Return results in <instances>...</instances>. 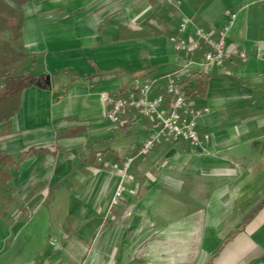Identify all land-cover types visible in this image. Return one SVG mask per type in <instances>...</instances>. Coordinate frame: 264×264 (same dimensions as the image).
<instances>
[{
  "label": "crops",
  "instance_id": "1",
  "mask_svg": "<svg viewBox=\"0 0 264 264\" xmlns=\"http://www.w3.org/2000/svg\"><path fill=\"white\" fill-rule=\"evenodd\" d=\"M5 1L49 88L24 90L0 125V151L19 163L0 187V264H264V0ZM228 13L227 42L248 59L179 78L208 109L205 152L180 140L136 156L154 121L129 109L109 122L102 93L125 96L138 80L164 94L186 65L169 40L178 25L217 39ZM134 156L136 193L110 208V164Z\"/></svg>",
  "mask_w": 264,
  "mask_h": 264
},
{
  "label": "built area",
  "instance_id": "2",
  "mask_svg": "<svg viewBox=\"0 0 264 264\" xmlns=\"http://www.w3.org/2000/svg\"><path fill=\"white\" fill-rule=\"evenodd\" d=\"M235 19V13L227 14L226 23L217 39L202 28H195L189 32L188 20L178 25L175 35L169 40L175 51L185 60L186 65L165 77L164 94L150 98L153 83L138 80L134 81L125 96H110L108 93H102V102L110 105L105 113V118L109 122L119 123L129 109H135L140 116L154 121L155 129L145 139L136 156L147 155L163 142L180 140L188 144L190 152H205L209 135L204 134L202 137L199 135L198 123L208 109L188 98L186 88L179 78L186 72H190L191 66H197L195 72L203 73L222 68L225 62L233 59H239L242 62L248 59L246 52L238 45L227 42L228 31ZM136 156L125 158L121 165L110 164L111 170L118 179L110 208L115 206L125 193L129 195L136 193L134 188H128V185L134 182L130 169ZM48 244L56 246L55 239L48 238Z\"/></svg>",
  "mask_w": 264,
  "mask_h": 264
},
{
  "label": "trees",
  "instance_id": "3",
  "mask_svg": "<svg viewBox=\"0 0 264 264\" xmlns=\"http://www.w3.org/2000/svg\"><path fill=\"white\" fill-rule=\"evenodd\" d=\"M15 1L11 0L16 4ZM21 22L20 11L5 0H0V125L8 122L18 112L20 96L24 90L31 87L49 88L45 77L38 75L29 54L18 42L21 37ZM205 84V79L200 80L196 89L190 88L189 96L198 98L203 95ZM27 156L29 153H22L20 159ZM18 165L12 157L0 151L1 189L7 188L12 179L10 170L16 169Z\"/></svg>",
  "mask_w": 264,
  "mask_h": 264
},
{
  "label": "rangeland",
  "instance_id": "4",
  "mask_svg": "<svg viewBox=\"0 0 264 264\" xmlns=\"http://www.w3.org/2000/svg\"><path fill=\"white\" fill-rule=\"evenodd\" d=\"M2 201H0V203H1Z\"/></svg>",
  "mask_w": 264,
  "mask_h": 264
}]
</instances>
